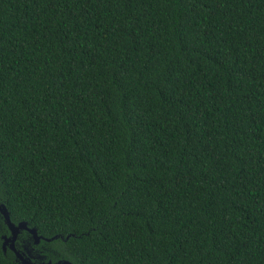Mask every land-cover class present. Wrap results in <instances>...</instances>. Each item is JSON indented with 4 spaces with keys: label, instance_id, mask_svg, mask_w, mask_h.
I'll use <instances>...</instances> for the list:
<instances>
[{
    "label": "trees",
    "instance_id": "obj_1",
    "mask_svg": "<svg viewBox=\"0 0 264 264\" xmlns=\"http://www.w3.org/2000/svg\"><path fill=\"white\" fill-rule=\"evenodd\" d=\"M0 203L38 262L264 264V0H0Z\"/></svg>",
    "mask_w": 264,
    "mask_h": 264
},
{
    "label": "water",
    "instance_id": "obj_2",
    "mask_svg": "<svg viewBox=\"0 0 264 264\" xmlns=\"http://www.w3.org/2000/svg\"><path fill=\"white\" fill-rule=\"evenodd\" d=\"M0 213H2V215L4 216L5 222L8 225L9 230H10V235H4L3 237L4 238L3 248L6 251L7 245H8L9 248L15 252L17 259L20 260L21 264H75L70 260H59L56 262H53L51 260L48 262L35 261L34 259H41L42 257L39 254L35 255L33 253V249L30 248L29 245L24 246V250L20 251L16 246V241L22 230H27L28 232L32 234L33 242L36 245H38L42 239L51 241L53 239L58 238V235L52 238H46L38 233V230L36 227H30L26 221H21L18 224L14 223L11 219L10 212L7 206L3 203H0Z\"/></svg>",
    "mask_w": 264,
    "mask_h": 264
},
{
    "label": "flooded vegetation",
    "instance_id": "obj_3",
    "mask_svg": "<svg viewBox=\"0 0 264 264\" xmlns=\"http://www.w3.org/2000/svg\"><path fill=\"white\" fill-rule=\"evenodd\" d=\"M30 248H32V247H30ZM33 249V248H32ZM34 251V250H33Z\"/></svg>",
    "mask_w": 264,
    "mask_h": 264
}]
</instances>
